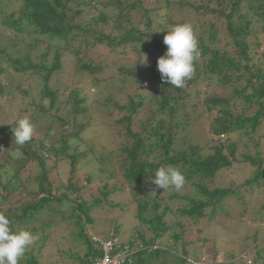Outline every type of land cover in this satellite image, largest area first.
Wrapping results in <instances>:
<instances>
[{"label": "trees", "instance_id": "1", "mask_svg": "<svg viewBox=\"0 0 264 264\" xmlns=\"http://www.w3.org/2000/svg\"><path fill=\"white\" fill-rule=\"evenodd\" d=\"M146 1L0 0V74L4 65L12 76L8 84L0 81V213L10 219L12 231L26 229L37 237L20 264H46L35 252L48 241L51 229L68 219L74 220L79 243L69 254L74 264L100 260L99 241L112 242L113 254L127 250L125 264H196L183 238L185 224L227 218L225 203L242 199L243 190L264 196V0H152L150 7ZM183 23L192 25L201 54L192 78L176 88L161 80L157 61L167 51L166 31ZM3 29L13 37L5 40ZM100 49L152 61L148 71L153 87L147 97L130 96L126 104L110 97L103 101L114 107L104 112L114 147L88 150L107 179L114 178L107 164L111 169L116 165L130 193H140L134 216L140 230L135 228L126 240L117 227L102 231L108 233L103 238L93 233L96 224L89 214L104 201L81 199L91 175H84L85 186L73 176L59 186L48 178L60 161L68 162L73 175L88 158L80 143L92 120L81 91L74 84L59 89L56 77L64 74L65 59L72 56L76 73L97 82L99 65L84 62L80 55ZM134 70L124 77L139 87L142 79ZM9 96L21 100L7 117ZM145 105L153 110L142 121L138 111ZM25 117L40 136H33L20 149L23 155L13 158L19 146L12 129ZM198 123L204 130L193 136ZM236 165L248 166L249 177L238 186H217L220 175ZM161 166L183 173L180 190L169 188L161 195L164 190L152 183ZM108 193L103 191V197ZM263 212L264 199L256 214L260 221ZM262 235L245 237L252 247L238 259L229 255L230 264H247L248 258L250 264H264ZM213 252L216 262L218 251Z\"/></svg>", "mask_w": 264, "mask_h": 264}, {"label": "rangeland", "instance_id": "2", "mask_svg": "<svg viewBox=\"0 0 264 264\" xmlns=\"http://www.w3.org/2000/svg\"><path fill=\"white\" fill-rule=\"evenodd\" d=\"M145 4L146 7L152 6V0H147ZM2 34L5 40L13 37L11 32L5 29L2 30ZM261 52L264 51L262 50ZM80 57L84 58V62L99 65L98 70L94 73L95 78L98 80L97 82L92 76L86 74L80 75L81 73H78V75L76 73L75 59L72 56L65 59L64 74L57 76L56 80L58 78L60 83L57 84H62L58 86L59 89L66 88V84L67 86L74 84L81 91L82 97L86 100L87 108L92 112L90 127L81 136L82 142L80 143V150L87 149L88 158L79 162L77 172L73 175L69 172L70 167L68 162L60 161L56 164L52 172L49 173L48 178L55 186H59L60 184H67L68 178L73 176L75 179L80 180L81 186H85L84 175L86 173L91 175L92 180L88 183L80 197L86 201H91L92 199H102L104 201L89 214L96 224L92 228L93 233L103 238L108 233H103L102 231H110L113 227H117L121 240L131 239L135 235V228L140 230L134 217L136 213L135 198L140 193L137 192V196L130 193V187L122 178L116 165L111 169L110 164H107V171L110 172L113 170L114 174V178L107 179L108 173L99 170V167L95 164L96 162L90 154L91 152L88 150L93 148L95 152H98L102 148L114 147L113 144V146L111 145V140L109 139L110 134L106 126V120L104 119L106 117L104 112H107V108L110 110L112 108L114 109V107L111 102L107 107L104 106L103 101L110 97L119 104H126V99L130 96L147 97L148 92L153 87L150 82L152 74L148 71V67L152 61L150 58L144 56L138 61L139 57L134 53L125 56L107 49L93 50L85 56L80 55ZM3 67L5 72L0 74V81L3 84H8L12 77L11 71L4 65ZM134 67H137L135 68L136 71ZM131 69L134 70L135 74H140L139 77L142 79V83L139 87H137L134 80L131 81L128 77H124ZM72 76L75 77H73L74 80ZM199 89L204 90L205 86L199 85ZM20 100L15 102L12 96L8 97L5 108L7 117H10L17 111ZM144 100H147V98ZM135 101L137 102L138 98ZM13 104L15 106L14 108ZM152 110L151 106L145 105L138 111V118L144 121L147 117L151 116ZM203 125L205 127L206 121ZM201 128V123H198L193 129L192 135L195 136L198 134L199 136L201 134L199 133V129ZM201 130L203 131L204 129ZM34 136L39 137L40 135L34 132ZM150 139L151 141L153 140V138ZM250 173L251 170L248 166L236 165L234 168L226 170L220 175L217 179V186H238L249 177ZM105 184H107V189H104ZM103 191L105 193L109 192L106 197H103ZM167 192L169 191H164L161 195H166ZM241 192L242 199L233 198L225 203L224 207L227 218L217 217L211 221L205 219L201 220L195 226L185 224L186 234H184L183 238L189 244V252L196 259V264H214L221 262L230 264L233 261L227 258L229 255H234L238 259L244 255L242 254L243 252L252 247L251 241H245V237H251L254 232H259L260 235L263 234L264 219L260 221V218H257L258 216L256 214L263 204L264 196H258L257 193L252 195V193L245 192L244 190ZM70 193L69 191L68 195L74 201L75 197ZM69 214L70 208L65 206L64 215L69 216ZM86 228L88 231L90 226L86 225ZM198 229H203L204 231L199 234L197 232ZM75 231L76 226L74 225V220L68 219L59 222L49 232V239L43 248L35 252V254H38L40 261L46 264H74L69 254L70 252L75 253L74 245L79 244L74 238ZM261 237L264 238V235ZM206 238L209 240L202 246V241ZM213 251H218L216 262L212 260L214 258ZM250 262L248 258L247 264H250Z\"/></svg>", "mask_w": 264, "mask_h": 264}, {"label": "clouds", "instance_id": "3", "mask_svg": "<svg viewBox=\"0 0 264 264\" xmlns=\"http://www.w3.org/2000/svg\"><path fill=\"white\" fill-rule=\"evenodd\" d=\"M166 32L163 43L167 46V51L158 58L157 68L163 82L181 88L195 73V61L201 54L198 41L190 23L171 26ZM12 132L19 147L11 155L13 158H19L23 155L20 149L32 140L35 126L25 117L17 121ZM185 180V176L178 168L161 166L155 171L152 183L157 189L164 191L169 188L180 190ZM10 224V219L0 213V264H20V260L37 239L26 229L12 231Z\"/></svg>", "mask_w": 264, "mask_h": 264}, {"label": "built area", "instance_id": "4", "mask_svg": "<svg viewBox=\"0 0 264 264\" xmlns=\"http://www.w3.org/2000/svg\"><path fill=\"white\" fill-rule=\"evenodd\" d=\"M93 241L97 242L96 238ZM102 250V256L95 264H125V258L128 256L127 250L118 251L113 254V244L109 241H99Z\"/></svg>", "mask_w": 264, "mask_h": 264}]
</instances>
